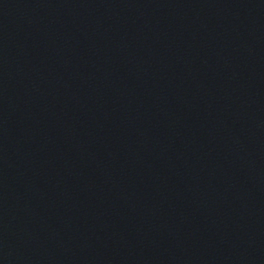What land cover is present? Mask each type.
Segmentation results:
<instances>
[{"label": "water", "instance_id": "water-1", "mask_svg": "<svg viewBox=\"0 0 264 264\" xmlns=\"http://www.w3.org/2000/svg\"><path fill=\"white\" fill-rule=\"evenodd\" d=\"M0 264H264V0H0Z\"/></svg>", "mask_w": 264, "mask_h": 264}]
</instances>
